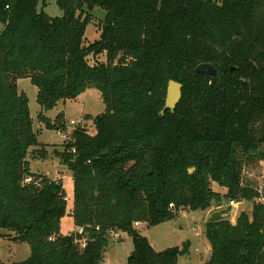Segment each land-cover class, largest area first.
Here are the masks:
<instances>
[{
  "label": "trees",
  "instance_id": "16d2710c",
  "mask_svg": "<svg viewBox=\"0 0 264 264\" xmlns=\"http://www.w3.org/2000/svg\"><path fill=\"white\" fill-rule=\"evenodd\" d=\"M56 3L62 16L40 9V0H0V229L31 245L26 260L0 264H103L111 232L132 237L128 264H179L190 240L156 251L134 224L155 226L179 208L205 211L224 201L252 202V218L243 211L232 224L229 209L214 213L203 264H264V194L243 179L246 165L264 159V0ZM97 6L107 14L100 38L88 44ZM100 55L105 60L90 62ZM202 63L218 76L197 72ZM20 78L38 89L37 121L57 131L68 130L65 114L51 119L48 111L100 90L105 112L86 117L96 134L74 125L62 150L41 143ZM171 79L183 84L174 110L165 109ZM51 156L72 172L70 211L82 232H61L63 180L31 169V159Z\"/></svg>",
  "mask_w": 264,
  "mask_h": 264
},
{
  "label": "rangeland",
  "instance_id": "374dc122",
  "mask_svg": "<svg viewBox=\"0 0 264 264\" xmlns=\"http://www.w3.org/2000/svg\"><path fill=\"white\" fill-rule=\"evenodd\" d=\"M39 8H43L50 16H62L63 9L56 3V0H40ZM93 19L88 23L86 28V43L94 42L100 38L101 27L107 11L101 7H95L92 11ZM85 16V14H84ZM105 55L97 58L90 57V62L94 63L96 59L105 60ZM18 88L24 91L29 98V106L31 115L34 119V128L40 129L38 140L44 144L57 145L62 150L63 142L71 139L74 125H85L90 135L96 134V128L91 120H87V116L93 117L102 114L106 110V105L100 90L94 87L86 89L76 99H66L58 103V105L46 113L47 117L55 119V117L63 112L68 127L67 131H57L48 129L44 124L37 121L40 112V106L37 102V87L31 83L29 78L18 79ZM76 124H73V121ZM67 136V138L64 137ZM49 152L53 151V146L48 147ZM31 169L33 171L48 172V176L53 179H62L67 195V214L61 221V232L67 235L74 231L75 223L71 214V208L74 205V182L71 171L60 163V160L51 156L45 161L31 159ZM244 182L253 185L264 194V159L249 163L243 169ZM213 189L225 193L226 190L213 183ZM264 201V198L258 199ZM228 210L224 216L229 219L232 224H236L241 212H247L252 218L253 203L249 201L231 202L224 201L222 205H214L210 209L201 210H185L186 212L177 218L162 222L157 226H148L147 223L139 229L142 235L147 234L149 239L153 241L154 248L163 251L169 247L182 246L187 240H191L190 255L179 258V264H203L210 254V249L205 242L206 239V222L214 214L222 210ZM147 230V231H145ZM146 232V233H145ZM0 259L4 262H20L26 260L31 254V245L28 242H15L8 236H1L9 233L8 230L0 229ZM122 235V236H121ZM145 236V235H144ZM115 237V238H114ZM111 237L110 244L107 248V263L105 264H128V257L134 251V242L126 232H122L118 236Z\"/></svg>",
  "mask_w": 264,
  "mask_h": 264
},
{
  "label": "water",
  "instance_id": "95a60500",
  "mask_svg": "<svg viewBox=\"0 0 264 264\" xmlns=\"http://www.w3.org/2000/svg\"><path fill=\"white\" fill-rule=\"evenodd\" d=\"M197 72L211 76L217 77L218 70L210 63H202L196 68ZM183 96V84L176 80H169L167 88V96L165 99V109L174 110L178 103L181 101ZM195 168L189 170L190 173H193ZM244 254L247 255V250L244 247Z\"/></svg>",
  "mask_w": 264,
  "mask_h": 264
},
{
  "label": "crops",
  "instance_id": "0c3cea01",
  "mask_svg": "<svg viewBox=\"0 0 264 264\" xmlns=\"http://www.w3.org/2000/svg\"><path fill=\"white\" fill-rule=\"evenodd\" d=\"M19 81V80H18ZM31 163H32V161H31ZM33 171V170H32ZM33 172H39V173H45V174H49L48 172H45V171H33ZM72 173V172H71ZM50 175V174H49ZM242 203V202H241ZM73 208V207H72ZM71 208V209H72ZM144 224V222H140V224L138 225V227H141L142 225ZM157 226V225H156ZM77 228L78 227H76L75 226V229H74V231L75 230H77ZM145 231H147V230H145ZM122 233V232H121ZM120 233V234H121ZM146 233V232H145ZM147 238H148V240L150 241V243H151V245L153 246V248H154V244H153V241H151L150 239H149V237H148V235L147 234H144ZM122 236V235H121ZM191 241V240H190ZM192 242V241H191ZM205 242H206V244L208 245V247H209V249H210V254H209V256L207 257V260H205L204 262H206V261H208L209 259H210V257H211V254H212V248H211V245H210V242H209V240L207 239V237H206V239H205ZM191 245H192V243H191ZM155 249V248H154ZM156 250V249H155ZM156 251H158V250H156ZM107 258H108V254H107V251H106V254H105V259H104V262H103V264H105V263H107Z\"/></svg>",
  "mask_w": 264,
  "mask_h": 264
},
{
  "label": "built area",
  "instance_id": "2783aa9c",
  "mask_svg": "<svg viewBox=\"0 0 264 264\" xmlns=\"http://www.w3.org/2000/svg\"><path fill=\"white\" fill-rule=\"evenodd\" d=\"M72 122H73V124H76V123L74 122V120H73ZM65 136H66V135H64V137H65ZM65 138H67V136H66ZM31 180H32L31 178H28V179H27V181H31ZM231 203H232V204H235L234 201H231ZM170 207H171V208H175V206H174L173 204H170ZM176 211H177V214H178V215H182V214H184V213L186 212L183 208H179V209H177ZM139 224H140V222H136L134 225H135V226H138ZM77 231L82 232L83 229L80 228V227H78V228H77ZM120 233H121V232H111V233H110V237L118 236V235H120ZM114 238H115V237H114ZM81 243H82V247H84V246H85V242H84V241H81Z\"/></svg>",
  "mask_w": 264,
  "mask_h": 264
}]
</instances>
